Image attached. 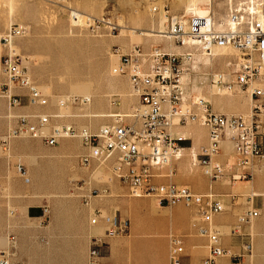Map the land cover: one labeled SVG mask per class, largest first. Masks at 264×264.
<instances>
[{
	"label": "rangeland",
	"instance_id": "rangeland-1",
	"mask_svg": "<svg viewBox=\"0 0 264 264\" xmlns=\"http://www.w3.org/2000/svg\"><path fill=\"white\" fill-rule=\"evenodd\" d=\"M198 3L207 11V15L213 17L220 31L228 29L230 16L235 10L250 18L249 7L254 5L258 15L264 17V0H198ZM190 5L189 0H0V17L5 27L14 23L27 30L26 35L18 38L13 47L22 57L23 67L48 98L47 106L36 107L38 114L60 116L52 118L51 127L73 125L78 129L87 128L94 132L103 126L114 124L120 117L131 123L132 119L128 115L140 107V99L133 93L128 79L114 75L112 69L119 63L114 49L120 47L127 51L136 45L145 49L159 46L164 51H171L179 56L187 51L194 55V63L186 67L188 70L181 76V81L184 80L182 83L185 84H182V88L187 106L203 99L210 102L212 111L218 114H250V90L226 92L225 87L216 81L218 76H223L225 82L235 80L242 58L237 49L217 48L215 57L208 58L191 43L181 46L165 37L147 35L150 31L166 32L169 16H185L186 19L195 16L197 13ZM73 12L90 16L97 21L95 25L88 27L84 23L86 19L75 20ZM0 76L4 79L3 82L8 83L3 74L0 73ZM71 97H77L79 101L72 103ZM87 98L89 102H82ZM61 100H67L63 108L59 107ZM186 128L193 129L196 133L194 142L183 131ZM201 130L205 128L198 123L175 128L178 135L183 132V136L188 138L182 146L187 148L186 154L189 157L174 164L177 176H174L173 181L179 185L187 186L181 182L186 178L187 170L194 174L192 183L197 187L202 185L201 176L208 179L204 169L192 166L188 155L201 143ZM20 140L30 141L28 138ZM45 148L49 151L47 174L41 175L37 163L19 156L14 159L16 164L9 173L11 190H0V200L7 202L9 207L5 209L11 211L10 201L22 194L13 190L21 179L17 168L22 166L31 179L29 187L36 188L31 200H44L49 205L58 206L59 216L53 229H50L49 220V235H41L35 248L25 246L19 252L16 251V256H34L33 264H86L85 256L89 254L92 239L103 237L105 243L101 249V264H171L170 240L174 236L182 242L185 250L182 264L186 256L184 240L188 237L192 240L191 258H195L196 262L202 258L203 264L209 252V241L200 234V229L207 225L198 208L184 204L161 206L152 198L130 197L110 164L99 167L92 163L89 168L80 164L79 157L83 153V147L78 139H62L56 147ZM9 152L10 148L6 154L10 155ZM179 162L183 168L177 166ZM30 172L34 176L31 177ZM227 182L240 188L243 185L249 189L253 186L264 188V158L256 161L252 180L227 179ZM240 188L237 193L246 194L250 199L264 200V196L258 191H243ZM81 195L90 197L86 220L67 217L65 212L68 205L76 207L78 196ZM97 212L100 215L98 224L92 225L91 219ZM247 212H242L231 226L218 221V217L224 216L223 213L216 216L210 226L220 234V248L230 252L227 249L232 247L230 255L238 257L237 261L230 258V264H264V218L261 221L254 219L239 228V218ZM106 216L128 220V232L114 238L106 237V230L109 228L104 219ZM70 222L74 225L73 230H76L78 224L86 225L93 236L90 247L83 239L65 236L73 233ZM0 226L5 228L4 235L0 237L1 251L8 247V236L15 234L11 225L6 222H0ZM189 226L195 229L191 233ZM246 227H249L248 232L244 231ZM197 233L207 239V244L205 239L201 242L194 239ZM247 245L252 246L251 252L245 249ZM230 255L227 256L231 257ZM223 258L227 257L219 258L217 264ZM25 259L22 260L28 264ZM226 263L229 261L223 264Z\"/></svg>",
	"mask_w": 264,
	"mask_h": 264
},
{
	"label": "built area",
	"instance_id": "built-area-1",
	"mask_svg": "<svg viewBox=\"0 0 264 264\" xmlns=\"http://www.w3.org/2000/svg\"><path fill=\"white\" fill-rule=\"evenodd\" d=\"M72 14L78 21L85 18L84 23L88 27L97 21L90 16L80 15L79 18L76 12ZM248 14L250 18L235 10L230 16L233 27L222 31L217 29L212 16H191L187 19L185 16H169L168 30L161 34L181 46L190 42L208 58L215 57L217 48L237 49L242 58L235 80L225 82L223 76H218L216 81L225 87L226 92L250 90V114H218L212 111L210 102L203 99L186 105L181 76L188 70L186 67L194 63L191 52L179 56L159 46L145 49L136 45L127 51L116 47L114 54L119 58V63L112 73L128 79L141 104L128 115L131 123L120 117L114 124L93 132L73 125L51 127L52 118H59V115H21L16 126L1 138L3 150L7 152L9 143L15 138L41 140L48 147H56L62 139L80 140L84 149L79 157L80 164L85 168L92 163L99 167L110 164L130 197L152 198L161 206L184 204L198 208L207 225L200 229V234L209 241V252L203 264H217L219 258L230 255V252L220 248V234L210 226L216 216L225 212V206L212 194H197L188 186L173 181L176 174L174 164L184 158L182 143L188 140L186 136L178 135L175 128L198 123L207 130V144L193 149L189 155L192 166L204 169L211 182L219 181L228 174L234 181L252 180L256 161L264 158V25L259 22L257 14L252 11ZM26 31L25 27L12 23L0 34V73L10 85L27 90L31 104L45 107L48 98L23 67V59L13 47L18 38L26 35ZM10 85L0 87V97L7 98L12 107H20L22 102L12 94ZM70 101L76 103L79 99L71 97ZM82 102H89V99ZM66 103L67 100H61L59 107H65ZM225 140L232 142L234 156L222 162L218 158L223 155L222 143ZM18 169L26 176L22 166ZM83 202L89 205V195L83 196ZM44 215H49L48 207L44 209ZM99 216V212L95 213L91 219L92 225L98 224ZM258 216L257 211L247 212L239 218V228ZM104 219L109 225L106 237L114 238L128 232V220H121L117 216H106ZM104 243L103 237L92 239L88 264H101ZM170 245V263L182 264L185 253L182 242L171 236ZM17 247L18 239L9 235L7 249L0 251V264H25L15 260ZM245 249L251 252L252 246L247 245ZM231 258L238 260L237 256Z\"/></svg>",
	"mask_w": 264,
	"mask_h": 264
},
{
	"label": "crops",
	"instance_id": "crops-1",
	"mask_svg": "<svg viewBox=\"0 0 264 264\" xmlns=\"http://www.w3.org/2000/svg\"><path fill=\"white\" fill-rule=\"evenodd\" d=\"M7 27L4 26L3 20L0 17V34H3L5 32ZM4 76V75H3ZM5 77V76H4ZM7 80V78L5 77ZM2 76H0V87L4 85H10L9 83L3 82ZM8 81V80H7ZM11 92L14 96H17L20 98L22 105L20 107H12L10 105V102L7 98L0 97V140L1 138L11 129L14 128L17 124L18 117L21 115H29L33 116L38 114V110L36 109L37 105H33L30 103V100L28 98V91L20 88H12ZM187 135H189V139H191L194 142V137L196 136V133L193 129H184L183 130ZM177 133V132H176ZM202 133V141L200 144L196 146L197 150L200 145L205 146L208 141V135L207 131L201 130ZM180 134L184 135L183 132ZM21 138H15L12 139L9 143L10 148V155H7L5 151L0 150V190L8 189L11 190V183L9 181V173L11 168L16 164V159L19 156H22L24 159H27L29 161H33V163H37L39 167V173L47 174V168H49V151L45 148L47 146L44 142L41 140H34L30 139V141H23L20 140ZM29 139V138H28ZM264 142V140H263ZM262 142V145H263ZM193 144V143H192ZM264 146V145H263ZM48 147V146H47ZM0 148L1 141H0ZM185 148V156L182 159L185 160L189 156H187V148ZM222 149H223V155L218 158L219 161H225L226 159L232 157V149L233 144L232 142L225 140L222 143ZM84 152V149H83ZM189 155V154H188ZM181 161V162H182ZM179 168H183V165L180 164V162L177 164ZM18 169V168H17ZM18 172L21 175V179L18 181V186L13 187V190L21 192L22 194H18L13 198V200L10 201V204L12 206V210L9 211L5 208L9 207V204L5 202L4 200H0V222L4 221L7 224L11 225L12 232H14L15 236L18 239V247L17 252H19L23 247H36V243L39 239V237L49 235V220L50 223V229L54 227L56 219L59 216L58 206L50 204L49 202H45L44 200L41 201H33L31 200L32 195L35 194L36 188H30L28 184H30L31 179L29 176L22 175L21 172L18 169ZM30 176H34V173L30 172ZM177 174L175 175V177ZM194 174L192 172L186 173V178L182 179L181 182L191 188V190L195 193L200 194H206L211 193L214 198L217 201H220L224 206H226V212H224V216L218 217V221H221L222 223L226 225H233L234 219H237V217L242 212H249V211H257L259 213V216L257 217V221H261V218H264V200L250 199L248 195L246 194H239L237 193V189L240 188V186H232L230 182H227V179L231 180V176L228 174L223 179L211 182L209 179H206L201 176L202 179V185L200 187H197L193 185L192 181L194 179ZM200 178V177H198ZM241 190H248L249 188L246 185L241 186ZM250 191H258L261 195L262 192H264V188L261 186H253ZM84 196V195H83ZM83 196H78L77 206L74 207L73 205L69 204L68 208L65 212L66 216L73 219L75 217L83 218L86 220L87 216V206L83 204ZM48 207L49 208V215H44V209ZM255 218V219H257ZM70 227L72 228L71 234L65 235L66 237L71 238H77V239H83L87 242V244L90 247V241L93 237L90 235L89 230L87 229L86 225H77L76 230L74 229V225L72 222H70ZM68 225V229L70 228ZM5 228L0 226V237H2L4 234ZM193 227L189 226V232L191 233L194 231ZM244 231L248 232L249 227L244 228ZM194 239L201 242L202 238L198 233L194 235ZM192 240L190 237H188L186 240H184V243L186 244V256L184 257L183 263L184 264H202V258H199L196 262L194 260L195 258H191V244ZM204 242L207 244V239L204 240ZM232 247H230L231 249ZM227 249L228 251L231 250ZM87 249V254H88ZM85 263L87 264V255L85 256ZM227 258H223L220 262V264H223L229 261L230 264L231 257L225 256ZM26 257L19 258L16 256L15 260L19 262H24L22 259H25ZM231 258V259H230ZM28 264H33L35 261V257H27L25 259ZM219 263V262H218Z\"/></svg>",
	"mask_w": 264,
	"mask_h": 264
},
{
	"label": "bare ground",
	"instance_id": "bare-ground-1",
	"mask_svg": "<svg viewBox=\"0 0 264 264\" xmlns=\"http://www.w3.org/2000/svg\"><path fill=\"white\" fill-rule=\"evenodd\" d=\"M254 1V0H253ZM190 2V6L192 7V10H194L197 14L195 16H199V17H208L210 15H207V11L205 9H202L201 6H199V3H198V0H189ZM203 7V6H202ZM249 11H252L253 14H257V17H258V20L260 23H262L264 25V17L261 16V15H258V10H256V8L254 7V5L252 7H249ZM260 12V11H259ZM78 17L80 18V15H78ZM233 27V22L232 20L230 19L229 20V23H228V29L229 28H232ZM136 32V30H135ZM139 33V32H138ZM161 33H164L163 31H160V32H154V31H150L147 33V35L149 36H159V37H164L163 34ZM141 35H144L145 36V33L144 32H141L140 33ZM190 43V42H189ZM188 43V44H189ZM191 45V44H190ZM197 50V49H196ZM198 52V51H197ZM201 56V54H200ZM203 57V56H202ZM205 57V56H204ZM195 58V57H194ZM206 59V58H205ZM187 75V74H186ZM184 76V75H183ZM184 78V77H183ZM184 81V80H182ZM181 81V82H182ZM183 84V83H182ZM185 85V84H183ZM215 89V88H214ZM215 92V91H214ZM219 92V91H218ZM220 93V92H219ZM218 93V94H219ZM217 94V93H216ZM189 96H192V95H189ZM193 97V96H192ZM200 98V97H199ZM193 99V98H192ZM195 99V98H194ZM199 100V99H198ZM102 117V116H101ZM253 196V195H252Z\"/></svg>",
	"mask_w": 264,
	"mask_h": 264
}]
</instances>
